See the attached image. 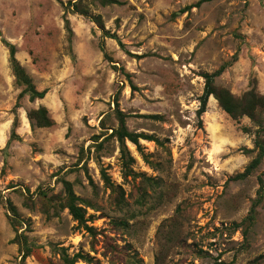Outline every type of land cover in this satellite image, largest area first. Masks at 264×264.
I'll use <instances>...</instances> for the list:
<instances>
[{
	"label": "rangeland",
	"instance_id": "1",
	"mask_svg": "<svg viewBox=\"0 0 264 264\" xmlns=\"http://www.w3.org/2000/svg\"><path fill=\"white\" fill-rule=\"evenodd\" d=\"M114 1L0 0V264H264V157L234 180L261 127L213 97L198 117L222 66L217 88L264 95V0ZM119 114L149 138L129 169Z\"/></svg>",
	"mask_w": 264,
	"mask_h": 264
},
{
	"label": "trees",
	"instance_id": "2",
	"mask_svg": "<svg viewBox=\"0 0 264 264\" xmlns=\"http://www.w3.org/2000/svg\"><path fill=\"white\" fill-rule=\"evenodd\" d=\"M102 5H109L115 3L114 0H99ZM5 45L8 47L10 52V60L13 65V70L18 79V82L22 85L26 86L25 92L30 94V100L34 101L36 99H43L46 95V92L37 91L31 83L30 78L26 75L24 70L18 64L16 60V48L13 44L3 40ZM118 44L121 48H123V44L118 40ZM226 66H222L218 71L212 74H204L205 79V87L204 93L199 98L200 108L198 110V117L200 118L207 109L208 101L211 97H213L216 102H218L220 108L227 113L233 120H238L243 117H248L251 121L255 122V124L259 125L261 129L258 131L259 134H264V126H262L261 115L264 113V95L257 93L256 89L253 88L248 92L244 93L241 97H237L233 95L228 89L225 88H217L215 86V79L218 78L222 73H224ZM30 118L35 120L39 127H51L53 122L51 118L48 116V111L46 108H40L38 110H34L30 113ZM119 130L116 132V137L121 145V159L123 161L124 168L129 169L133 163L134 159L132 158L130 152L128 151L125 142L129 141L134 145H138L140 139H149L147 137H143L138 134H133L129 132L126 127L125 116L123 114H119ZM260 136V135H259ZM262 138L258 137L255 141V145L259 150L257 158H255L250 165L247 167L244 173L238 174L234 180H243L251 175V173L257 169L259 166L262 157H264V136ZM66 192L68 195V204L67 209L69 210L72 217L83 223L85 221V213H83L82 207H80L77 203L79 200L76 198L72 187L69 183H65ZM263 187V185H262ZM258 204L257 202L253 205L249 215L243 221L244 223H248V227L252 225L254 220L255 209ZM235 227H240V224L235 225ZM245 236L247 235V231H244ZM84 260L86 258L82 256H78ZM264 259V256L261 257ZM90 262V260H87ZM258 261V260H257Z\"/></svg>",
	"mask_w": 264,
	"mask_h": 264
}]
</instances>
